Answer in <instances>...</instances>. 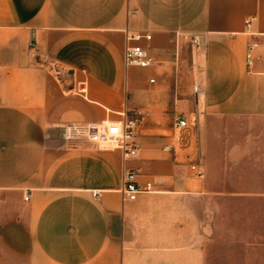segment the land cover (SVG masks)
<instances>
[{
  "label": "crops",
  "instance_id": "obj_1",
  "mask_svg": "<svg viewBox=\"0 0 264 264\" xmlns=\"http://www.w3.org/2000/svg\"><path fill=\"white\" fill-rule=\"evenodd\" d=\"M136 109L133 156L63 136ZM125 167L152 190L122 201ZM0 264H264V0H0Z\"/></svg>",
  "mask_w": 264,
  "mask_h": 264
},
{
  "label": "built area",
  "instance_id": "obj_2",
  "mask_svg": "<svg viewBox=\"0 0 264 264\" xmlns=\"http://www.w3.org/2000/svg\"><path fill=\"white\" fill-rule=\"evenodd\" d=\"M254 16L245 18V23L249 25ZM151 34L149 32H127L126 43L123 50V62L125 66H140L146 67L155 62V59L150 52L149 48L140 42L141 39L149 40ZM175 49L177 50L181 45L180 41H186L192 45L198 44L200 39L199 36L184 31H174ZM258 44L257 40L251 39L248 41L246 46V61L247 66H250L252 61V50ZM30 47L34 46L32 40L29 41ZM154 80L153 77L150 78ZM191 89L196 95L204 92L203 74L201 68L196 67L195 72L191 76ZM78 92H85V81H78L76 87ZM147 110L136 109L131 113H123L121 119L115 121H89V122H72L63 126V136L66 138H77L85 139L91 145L97 148L104 147H116L121 150L123 157L133 156L137 153L138 143L136 141L137 126L141 117L147 114ZM197 109L191 119L183 115H179L175 122L174 128L177 132L176 139L181 138V132L184 129L196 128L198 124L197 120ZM197 164L191 162L190 166L192 169H196ZM138 172L135 168L125 167L123 168L121 175V185L119 192L121 200H132L135 199L138 193L143 191H151L152 183L146 180L143 184L137 180ZM27 198V196H25Z\"/></svg>",
  "mask_w": 264,
  "mask_h": 264
}]
</instances>
